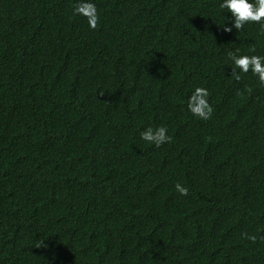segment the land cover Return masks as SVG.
<instances>
[{"label":"trees","instance_id":"16d2710c","mask_svg":"<svg viewBox=\"0 0 264 264\" xmlns=\"http://www.w3.org/2000/svg\"><path fill=\"white\" fill-rule=\"evenodd\" d=\"M221 3L0 0V264H264V82L228 55L264 28Z\"/></svg>","mask_w":264,"mask_h":264},{"label":"clouds","instance_id":"9594fccd","mask_svg":"<svg viewBox=\"0 0 264 264\" xmlns=\"http://www.w3.org/2000/svg\"><path fill=\"white\" fill-rule=\"evenodd\" d=\"M221 8H227L231 13L232 26L235 29H240L246 22H261V27L264 28V0H222ZM87 14L92 15L93 19L90 20V26L95 27V6L91 3L85 6ZM225 31H230L231 28L224 26ZM239 51V50H237ZM229 57L234 64L240 68L241 71L247 72L251 66L252 72L258 74L261 82H264V56H248V55H236L235 53H229ZM208 93L207 90L202 87H197L192 97L190 98L189 108L194 113L201 117L207 118L211 114V106L207 102ZM195 102V103H193ZM166 129L164 127L158 128L155 133L151 128L141 133L142 139L152 142L154 141L158 146L166 139H170L165 135ZM178 191L182 195L187 193V190L177 185Z\"/></svg>","mask_w":264,"mask_h":264}]
</instances>
